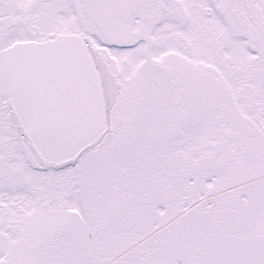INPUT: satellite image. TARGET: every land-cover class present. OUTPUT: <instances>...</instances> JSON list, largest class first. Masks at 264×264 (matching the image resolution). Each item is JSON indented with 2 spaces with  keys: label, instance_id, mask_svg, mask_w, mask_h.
Here are the masks:
<instances>
[{
  "label": "snow or ice",
  "instance_id": "snow-or-ice-1",
  "mask_svg": "<svg viewBox=\"0 0 264 264\" xmlns=\"http://www.w3.org/2000/svg\"><path fill=\"white\" fill-rule=\"evenodd\" d=\"M0 264H264V0H0Z\"/></svg>",
  "mask_w": 264,
  "mask_h": 264
}]
</instances>
